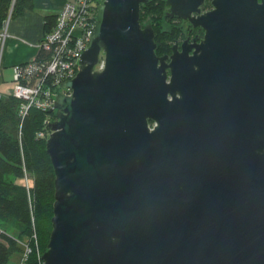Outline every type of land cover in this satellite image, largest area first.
Listing matches in <instances>:
<instances>
[{
	"label": "water",
	"instance_id": "1",
	"mask_svg": "<svg viewBox=\"0 0 264 264\" xmlns=\"http://www.w3.org/2000/svg\"><path fill=\"white\" fill-rule=\"evenodd\" d=\"M202 1L165 0L205 30L171 56L148 0L97 5L48 122L44 264H264V0Z\"/></svg>",
	"mask_w": 264,
	"mask_h": 264
},
{
	"label": "trees",
	"instance_id": "2",
	"mask_svg": "<svg viewBox=\"0 0 264 264\" xmlns=\"http://www.w3.org/2000/svg\"><path fill=\"white\" fill-rule=\"evenodd\" d=\"M164 7L161 0H153L140 8V22L151 24L159 43L157 54L169 48L167 37H157ZM32 8L33 0H0V31L9 17ZM54 20L46 17V32ZM45 55L39 50L34 60ZM20 103L12 94L0 96V264L23 251L20 242L30 248L23 264H38L37 252L46 250L52 228L55 175L46 152L50 129L45 120L54 121L55 112L30 107L21 118Z\"/></svg>",
	"mask_w": 264,
	"mask_h": 264
},
{
	"label": "built area",
	"instance_id": "3",
	"mask_svg": "<svg viewBox=\"0 0 264 264\" xmlns=\"http://www.w3.org/2000/svg\"><path fill=\"white\" fill-rule=\"evenodd\" d=\"M101 1L65 0L62 8L55 15L53 25L38 44L39 50H43L47 55L38 61L32 59L13 66L14 85L10 94L21 101L18 111L21 118L26 115L30 107L55 112L54 100L57 92L71 94V89L63 88L60 83L71 80L77 75L80 69L79 57L86 49V43L96 21L97 5ZM6 25L7 21L3 25V32H0L3 40L6 36ZM103 66L104 60L101 56L95 69L101 70ZM46 122L51 123L48 120H45ZM38 135L43 134L39 132ZM24 247L20 264L24 263L30 252L27 245ZM37 254L38 264H44L41 259L42 254L39 251Z\"/></svg>",
	"mask_w": 264,
	"mask_h": 264
},
{
	"label": "crops",
	"instance_id": "4",
	"mask_svg": "<svg viewBox=\"0 0 264 264\" xmlns=\"http://www.w3.org/2000/svg\"><path fill=\"white\" fill-rule=\"evenodd\" d=\"M65 0H33V8L22 15L8 18L6 36L0 37V77L3 79V67L10 68L15 64L30 61L35 58L38 44L46 33L47 16H55L62 8ZM0 32H3V28ZM9 91H4L8 95ZM3 95V88L0 96ZM22 251L14 252L9 264H19ZM7 264V263H6Z\"/></svg>",
	"mask_w": 264,
	"mask_h": 264
},
{
	"label": "flooded vegetation",
	"instance_id": "5",
	"mask_svg": "<svg viewBox=\"0 0 264 264\" xmlns=\"http://www.w3.org/2000/svg\"><path fill=\"white\" fill-rule=\"evenodd\" d=\"M153 1V0H148ZM164 2V10L162 16V23L159 29L158 39L167 37L169 41L168 50H162V53L157 54L158 44L156 47V54L159 56H171L176 50L177 52H181L182 48H189L193 44L200 43L205 34V30L201 26H194L193 23L189 19H183L176 15L171 16L169 6L165 3V0H161ZM200 9V14H204L213 9L212 0H203L202 3L198 7ZM199 13H195L193 16L200 15ZM149 22H143L145 25ZM193 49V48H191ZM170 59L167 60L169 62Z\"/></svg>",
	"mask_w": 264,
	"mask_h": 264
},
{
	"label": "rangeland",
	"instance_id": "6",
	"mask_svg": "<svg viewBox=\"0 0 264 264\" xmlns=\"http://www.w3.org/2000/svg\"><path fill=\"white\" fill-rule=\"evenodd\" d=\"M13 79H14L13 67H10V68H4L3 67V79L0 77V90H2V88H3V95H4V91L5 90L9 91V94L12 91V88H13V85H14ZM20 244L23 247V251L22 252H24V248H25L24 246L27 245V244H23V242H20ZM40 253L43 254V252H40ZM27 256H28V254H27ZM37 256H38V254H37ZM20 262H21V259H20ZM7 264H9V262H7Z\"/></svg>",
	"mask_w": 264,
	"mask_h": 264
},
{
	"label": "bare ground",
	"instance_id": "7",
	"mask_svg": "<svg viewBox=\"0 0 264 264\" xmlns=\"http://www.w3.org/2000/svg\"><path fill=\"white\" fill-rule=\"evenodd\" d=\"M96 20V19H95Z\"/></svg>",
	"mask_w": 264,
	"mask_h": 264
}]
</instances>
